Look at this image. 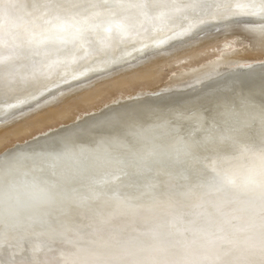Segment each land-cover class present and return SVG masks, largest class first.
<instances>
[{
    "label": "snow or ice",
    "instance_id": "obj_1",
    "mask_svg": "<svg viewBox=\"0 0 264 264\" xmlns=\"http://www.w3.org/2000/svg\"><path fill=\"white\" fill-rule=\"evenodd\" d=\"M193 15L264 18V0H0V93L44 86L62 66L90 58L103 63L109 53L92 46V34L143 41L149 38L146 24L166 34ZM52 53L64 59L49 63ZM233 115L217 119L218 139L237 155L200 164L190 163L187 151L123 157L115 162L126 168L113 179L127 183L111 193L25 188L6 163L0 169V253L25 243L40 226L41 247L58 245L71 260L25 262L0 255V264H264V123L256 130L242 108ZM72 155L53 147L40 158L60 163ZM69 183L81 181L70 176ZM127 188L138 194L121 190ZM145 197L150 204L138 203ZM25 216L30 223L22 222ZM58 217L68 220L58 223Z\"/></svg>",
    "mask_w": 264,
    "mask_h": 264
},
{
    "label": "bare ground",
    "instance_id": "obj_2",
    "mask_svg": "<svg viewBox=\"0 0 264 264\" xmlns=\"http://www.w3.org/2000/svg\"><path fill=\"white\" fill-rule=\"evenodd\" d=\"M236 2H245V0H233V3ZM247 18L248 17H239L231 18L227 21H213L209 16L193 15L189 21H178L180 26L175 28L173 31L167 32L166 34H156L153 31V26L146 24L145 27L148 29V39L141 41V38L133 35L123 39L113 38L111 41H105L103 45L97 46L96 49H104L107 53H109V55L104 57L103 63H99L95 58H90L87 61L79 62L80 66H62L58 73H56L53 77H51V79L44 83V86L29 88L22 93H13L11 95L0 93V119L8 117L11 113L18 111L28 104H39L38 107H40L46 104L48 105L51 102H57L58 100L62 101L66 95L76 90L72 87L79 83H85L91 78L97 77L99 75H108L113 69L125 67L145 56L146 54H152L158 51H167L168 49L177 45L186 43L190 39L195 37L198 38V35H201L203 32L209 29L211 30L223 25L237 23L238 21L244 19L246 20ZM201 19L204 21L203 23L198 22ZM248 19H251L254 21L252 23L257 25L251 26L252 28L256 29L253 30V32H255L254 36L264 39V26H259L264 25V18L255 17ZM193 21L197 22V26H192ZM181 30H183L184 34L177 37L175 33ZM95 35L99 34H92L89 37V40H91V38ZM225 44L226 43H223V47ZM230 44H232V42H230ZM57 59H64V55L61 54L60 56H57L55 53H52L48 57V62L50 63ZM256 63L264 64V60L256 62L241 58L239 56L223 53L218 56V58L209 62L207 65L208 67L203 64L205 66L203 69L206 68L204 71L195 73L196 71L201 70L195 69L192 72L194 73L192 78H194H189L191 79L189 82L178 83L183 81V79H171L170 82L167 83V86L169 87L165 86L163 88L169 89L172 87V89L175 91L163 94L159 99L170 100L176 97L178 98L179 96L187 97L189 95H195V97H198L200 96V91L206 89L207 84L216 80H221L224 78V76L231 73L232 71H237L236 68H249L253 67V65ZM259 70L264 71V67L251 71ZM153 71L155 70L153 69ZM137 72L138 71H133L131 73V76L134 77V82L135 78H139L142 74H138ZM98 90V88H94L92 90L87 89L85 90L86 92L84 91V93H82L80 96H83L82 100L92 102V100L94 101L95 97L99 95ZM149 93L154 94V92ZM146 94L148 93H136L133 94V96L119 97L120 103H123L122 105L125 106H130L134 104L132 103L134 98L139 100V102H135L136 104H145L146 102L149 103V101L152 100H150V95ZM16 96H19L20 99L17 100ZM21 100L23 102H20ZM111 102H108L104 105L107 106ZM11 104H15L16 107H9ZM237 106L229 107V109H225L224 111L218 112L216 114H213L212 112H204L203 116H199L194 113L195 115L191 114L192 116L189 115L188 117L177 119V122H172L174 125L168 128L158 126L157 130L154 129L155 131H147L144 133H138L142 130L125 131L120 137L109 138L107 142L98 137L94 144L91 145L79 143L80 145L77 149L73 150V147L71 149L67 147V149L71 150L74 155L70 156V158H66L60 163H54L51 160H44L40 158L42 152L50 151L53 147H56L57 151L65 150L63 149V146L61 147V144L64 141L61 143L62 138L60 137L56 138L54 141L40 146H32L27 151L12 157L10 161L7 160V162H9L8 164H10L13 168L19 184L25 188L39 190V188L46 186L53 188L61 187L65 190H70L74 187L78 189L79 195L91 196V193L88 191V189L89 187H94L97 191L111 193L117 187H119L122 182L125 184L127 183V180L124 177H121L120 181L113 179V177L119 174L120 169L126 168L125 165L117 164L115 162L116 160L123 157H131L136 154L153 153L155 157L163 158L164 156H174L176 153H183L187 151L191 153L189 156V162L192 164H200L202 160L215 158L221 155L232 157L233 154L236 153L234 149L228 144L221 143L218 139L219 132L217 127V119L222 118L221 122H223V120H231L234 118L233 114L235 110L237 108H242L247 114V119L254 125L256 130H258L261 124L264 123V120H262L261 116L263 109L261 111L259 109L252 110V106H250V104H242L238 107ZM99 108L93 109L91 112H97ZM84 114L85 113L80 114V116H75L72 121L74 122L75 120H80V117H82ZM91 129L92 128L84 129L83 134L87 133ZM17 130H19V128ZM47 131L48 130L42 132L44 133ZM79 132L80 131L76 130V132L70 134L73 136L75 133ZM257 140H259L258 136ZM3 142H5V140H3ZM232 162L236 161L229 160L228 163L235 164ZM165 163H167V161H165ZM221 163L223 164V162ZM4 166L5 165L1 166L0 169H3ZM209 168H211V164H209ZM70 176L77 178L79 181H81V183L70 184ZM105 180L108 182L105 183ZM121 190L138 194L136 188H127ZM139 191H147V189L141 186ZM138 203L142 205H148L151 203V201L148 197H145L144 199L138 201ZM53 215L55 216L57 214L53 213ZM21 220L23 223L31 222L27 216L22 217ZM67 220V217H58V223H66ZM41 231H43V229H41L40 226H37L35 231L29 233V239L25 243H22L14 250L9 249L6 253H0V255H3L6 259L12 258L17 261L25 262L31 261L33 259L42 262L71 260V254L65 252L58 245H52L51 248H42L41 241H43L45 237L39 235Z\"/></svg>",
    "mask_w": 264,
    "mask_h": 264
},
{
    "label": "water",
    "instance_id": "obj_3",
    "mask_svg": "<svg viewBox=\"0 0 264 264\" xmlns=\"http://www.w3.org/2000/svg\"><path fill=\"white\" fill-rule=\"evenodd\" d=\"M252 22L254 21L247 18L246 20L244 19L237 23L223 25L211 30L209 29L201 35H198V38L195 37L190 39L186 43L177 45L167 51L146 54L125 67L113 69L108 75H99L91 78L85 83H79L72 87L76 89H72L74 90L73 93H79L76 100H81L83 96L81 97L80 95L88 89L87 87L90 86L92 82L117 74L118 72L130 70L138 66L140 63L156 56H164L166 54L179 52L184 50V48L186 49L204 40V38L220 36L233 31H239L246 34L250 33L254 36L255 32H253V30L256 29L251 26L257 25ZM152 26L153 28L156 27L155 25ZM259 26L263 27L264 25ZM90 42L94 48L103 45L105 42L103 34L95 35L91 38ZM263 67V63H256L253 67L236 68L237 71H232L221 80H216L207 84L206 89L200 91V96L198 97H195V95H189L187 97L179 96L178 98L176 97L170 100L159 99L163 94L175 91L170 87L169 89L163 88L154 90L156 91L154 94L148 92L146 95H150V100L152 101H149V103L146 102L145 104H136L135 102H139V100L134 98L132 100V103L134 104L125 106L122 105L123 103H120V99H117L107 106H101L97 112L89 111L85 113L80 117V120H75L76 122L72 121L73 118L70 119L71 121H63V123L58 124L53 128L43 130H48L47 132L43 133L40 131L31 134L26 139H22L5 147L0 150V167L6 163L8 164L9 162H7V160L10 161L12 157L27 151L30 147L49 143L58 137L62 138L61 143L64 141L61 144L63 149H66L67 147L71 149L73 147L74 150L79 147V143H84L86 145L94 144L98 137L107 142L109 138L120 137L125 131L142 130L138 133H144L147 131H153L154 129L157 130L158 126L168 128L174 125L172 122H177V119L188 117L191 114H197L199 116H203L204 112H212L213 114H216L225 109H229V107L240 106L242 104H250L252 110L259 109L261 111L263 109L262 111L264 112V71H251ZM59 102L60 100L40 107H38L39 104L25 105L18 111L11 113L8 117L0 119V129H13L20 126L30 125L36 122V119H39V117H45L49 113L47 112V109L58 105ZM89 128L92 129L83 134L84 129ZM76 130L80 132L71 136L70 133L76 132ZM235 155H237V153L233 154V156ZM232 163H238V161Z\"/></svg>",
    "mask_w": 264,
    "mask_h": 264
},
{
    "label": "rangeland",
    "instance_id": "obj_4",
    "mask_svg": "<svg viewBox=\"0 0 264 264\" xmlns=\"http://www.w3.org/2000/svg\"><path fill=\"white\" fill-rule=\"evenodd\" d=\"M230 42H232L233 46L232 44H230ZM263 42V38H257L250 33L246 34L239 31L228 32L227 34H223L220 36L204 38V40L194 44L191 47H188L186 49L184 48V50L182 51L173 53L174 55L166 54L164 56H156L140 63L138 66L130 70H126L125 72L123 71L120 73L118 72L117 74L111 75L109 77L101 78L98 81L96 80L94 81L95 83L92 82L90 86L87 87L89 90H92L94 88L99 89V95L95 97L94 101L92 100L93 104L90 101L91 107L89 101H84L82 99L76 101L77 95L79 93H69L62 101L60 100L59 104L56 105L57 107L52 106L48 108L47 112L49 113L45 117H39L40 119H36V122L27 126H20L13 129L3 128L4 131L0 129V150L17 141L26 139L31 134H35L48 128H53L58 124L63 123V121H68L77 115L80 116V114L86 113L87 111H92L93 109L99 108L108 102L120 99L119 97L133 96V94L136 93H148L150 91L156 92L154 90L163 89V87L165 86L169 87L167 86V83H169L173 78H179V80L183 79V81H180L178 83L189 82L191 80L189 78H192L194 74L192 72L195 69H201L199 71H196L195 73L204 71L206 69H203L205 67L204 65L207 66L209 62H211L213 59L218 58V56L223 53L260 62L264 60ZM223 43H226L224 47ZM257 54L260 55L258 56ZM153 69L155 71H153ZM133 71H138V74L142 73L141 75H144L143 78L140 75L139 78H135L134 82V77L131 76V73ZM56 115L58 116V118ZM18 128L19 130H17ZM3 140H5V142H3Z\"/></svg>",
    "mask_w": 264,
    "mask_h": 264
}]
</instances>
